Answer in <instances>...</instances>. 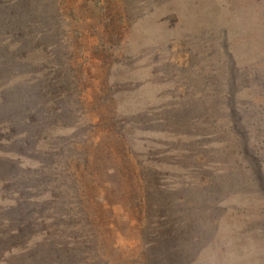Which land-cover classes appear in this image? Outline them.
Masks as SVG:
<instances>
[{"label": "rangeland", "instance_id": "obj_1", "mask_svg": "<svg viewBox=\"0 0 264 264\" xmlns=\"http://www.w3.org/2000/svg\"><path fill=\"white\" fill-rule=\"evenodd\" d=\"M264 264V0H0V264Z\"/></svg>", "mask_w": 264, "mask_h": 264}, {"label": "trees", "instance_id": "obj_2", "mask_svg": "<svg viewBox=\"0 0 264 264\" xmlns=\"http://www.w3.org/2000/svg\"><path fill=\"white\" fill-rule=\"evenodd\" d=\"M58 264V263H57Z\"/></svg>", "mask_w": 264, "mask_h": 264}]
</instances>
